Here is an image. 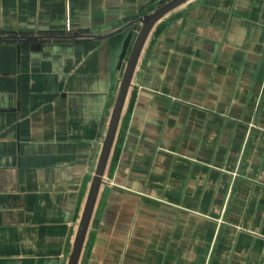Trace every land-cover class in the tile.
<instances>
[{
  "label": "crops",
  "instance_id": "0c3cea01",
  "mask_svg": "<svg viewBox=\"0 0 264 264\" xmlns=\"http://www.w3.org/2000/svg\"><path fill=\"white\" fill-rule=\"evenodd\" d=\"M167 1L0 0V264H69ZM78 264H264V0L154 25Z\"/></svg>",
  "mask_w": 264,
  "mask_h": 264
},
{
  "label": "water",
  "instance_id": "95a60500",
  "mask_svg": "<svg viewBox=\"0 0 264 264\" xmlns=\"http://www.w3.org/2000/svg\"><path fill=\"white\" fill-rule=\"evenodd\" d=\"M188 0H169L162 4L160 7L155 9L149 15L143 18L141 30L135 41L133 51L127 63L125 73L123 76L122 84L119 90L117 102L112 114L109 130L104 141L103 149L101 152L99 164L92 182L91 190L87 200L85 212L81 225L79 228V233L75 243L74 250L72 252L69 264H78L85 239L87 236L88 228L92 219V215L95 209L97 197L99 190L103 181L105 170L108 164L109 156L117 135L119 128L121 115L124 110L125 102L129 93V89L132 83L133 75L137 67L141 52L147 41V38L154 27V25L167 13L187 2Z\"/></svg>",
  "mask_w": 264,
  "mask_h": 264
}]
</instances>
